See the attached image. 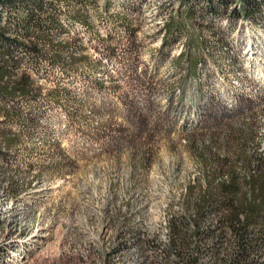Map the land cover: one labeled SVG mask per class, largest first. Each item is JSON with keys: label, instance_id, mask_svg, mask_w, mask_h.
Wrapping results in <instances>:
<instances>
[{"label": "rangeland", "instance_id": "obj_1", "mask_svg": "<svg viewBox=\"0 0 264 264\" xmlns=\"http://www.w3.org/2000/svg\"><path fill=\"white\" fill-rule=\"evenodd\" d=\"M48 1L63 28L13 50L30 92L0 95V264H188L172 224L194 231L203 171L264 170V0ZM0 25L14 36L6 8ZM140 213L154 252L126 248ZM209 246L198 264H218Z\"/></svg>", "mask_w": 264, "mask_h": 264}, {"label": "trees", "instance_id": "obj_2", "mask_svg": "<svg viewBox=\"0 0 264 264\" xmlns=\"http://www.w3.org/2000/svg\"><path fill=\"white\" fill-rule=\"evenodd\" d=\"M45 1L0 0V9L6 8L11 12L17 27L12 36L7 25H0V95L2 96L14 99L18 95L25 96L30 92V76L24 74L17 79L12 76L13 71L10 67L16 64L13 50L21 45L22 50L32 57H37L41 52L40 45L50 43L48 38L51 31L63 28L54 3L48 1L47 4ZM56 2L84 4L86 0H56ZM250 14L252 9L245 8L246 17H250ZM70 16L87 26L88 17L84 10H79ZM176 29L181 30V26L174 24L173 19L165 25L166 34ZM21 37L24 38L23 42L20 40ZM193 41V46L202 45L198 38ZM183 56V53L179 54V58ZM193 65L197 66L196 61ZM216 159L218 163L215 168H206L203 171V177L207 181L206 186L195 206V214L188 215L190 227L193 225L194 231L190 234H182L173 223V245L186 251L188 264H198V245L201 242L211 243L206 250L218 264H264L262 253L264 170L254 173V165L251 168L244 166L236 170L227 159ZM214 216L215 227L208 225L202 230L201 223L209 224V218ZM176 253L182 259L179 256L181 253L179 251Z\"/></svg>", "mask_w": 264, "mask_h": 264}, {"label": "bare ground", "instance_id": "obj_3", "mask_svg": "<svg viewBox=\"0 0 264 264\" xmlns=\"http://www.w3.org/2000/svg\"><path fill=\"white\" fill-rule=\"evenodd\" d=\"M144 213H140L137 215L136 222L141 226L143 224H150V226H147L146 228H137L135 229L136 232L133 233L132 238L127 242L126 248L130 251L132 250H147L150 252H154V216L152 218ZM164 223V230L165 232L162 234L160 241L163 243L164 248L170 247L171 243V233L170 230L167 229V223ZM170 223V222H168ZM192 229L194 228L193 225H191ZM157 240L159 238H156ZM141 264H154V260L150 263L148 260H145L143 258H140Z\"/></svg>", "mask_w": 264, "mask_h": 264}]
</instances>
